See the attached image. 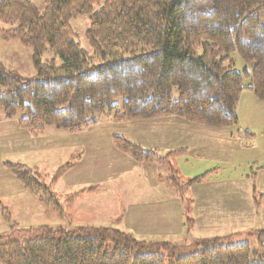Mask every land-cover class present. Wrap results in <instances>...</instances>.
I'll return each mask as SVG.
<instances>
[{"label": "trees", "instance_id": "obj_1", "mask_svg": "<svg viewBox=\"0 0 264 264\" xmlns=\"http://www.w3.org/2000/svg\"><path fill=\"white\" fill-rule=\"evenodd\" d=\"M84 13L90 14V55L69 24ZM0 40H18L34 52V78L0 64V111L4 119L23 113L18 126L34 136L48 126L80 132L117 110L118 99L121 111L113 123L175 117L209 128L237 123L244 89L264 101V0H51L42 13L28 0H0ZM48 48L59 66L41 61ZM234 51L251 64L242 74L233 69ZM243 76L251 79L247 88ZM112 142L136 163L164 160L122 137ZM7 166L61 212L36 171ZM201 179L182 183L172 171L169 181L185 188ZM38 232L24 242L0 234V264H264V236L252 252L246 243L222 245L218 239L146 243L106 227Z\"/></svg>", "mask_w": 264, "mask_h": 264}, {"label": "rangeland", "instance_id": "obj_2", "mask_svg": "<svg viewBox=\"0 0 264 264\" xmlns=\"http://www.w3.org/2000/svg\"><path fill=\"white\" fill-rule=\"evenodd\" d=\"M28 1L42 13L51 0ZM89 17L84 13L69 22L88 55ZM231 59L239 74L251 67L237 51ZM51 60L61 64L48 48L41 61ZM0 64L23 79L36 76L34 52L18 40H0ZM242 83L247 88L251 79L243 76ZM116 104L117 110L80 132L48 126L36 136L18 126L23 113L4 119L0 111V234L24 242L36 239L41 227H106L146 243L179 246L218 239L222 245L246 243L256 251L264 236V101L244 89L235 109L237 123L225 128L175 117L113 123L110 118L121 111L122 100ZM114 137L164 160L136 163L114 148ZM8 163L36 171L58 198L61 212L52 210L44 191L26 189ZM172 171L182 183L202 179L173 187Z\"/></svg>", "mask_w": 264, "mask_h": 264}]
</instances>
